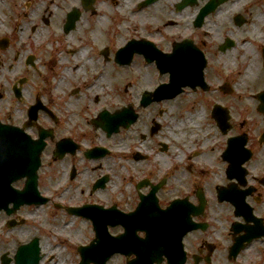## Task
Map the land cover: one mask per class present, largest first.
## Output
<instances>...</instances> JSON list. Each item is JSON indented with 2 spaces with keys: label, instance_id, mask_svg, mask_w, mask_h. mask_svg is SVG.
I'll use <instances>...</instances> for the list:
<instances>
[{
  "label": "flooded vegetation",
  "instance_id": "flooded-vegetation-1",
  "mask_svg": "<svg viewBox=\"0 0 264 264\" xmlns=\"http://www.w3.org/2000/svg\"><path fill=\"white\" fill-rule=\"evenodd\" d=\"M106 1L119 4L0 0V138H21L32 148L44 144L40 196L0 209V264H78L77 240L71 242L67 232L63 242L56 230L61 223L74 228L78 219L92 232V222L73 213L91 205L99 207L107 224L108 208L116 215L137 211L131 235L139 242L126 245L125 252L143 249L142 220L157 221L159 228L166 222L165 229L182 232L190 214L195 228L181 240L185 261L173 264H264V0H124L135 20L128 33L116 28L112 14L99 22L98 6ZM130 44L138 49L121 58L119 52ZM134 64L147 65L164 81L148 89L128 82L122 104L109 105L94 94V106L87 108L85 88L98 90L108 67V74L121 71L126 80L136 73L130 70ZM48 72H53L51 82ZM69 73L80 77L69 80L58 96ZM181 73L186 77L175 80L181 90L175 98L144 100L145 91ZM34 76L43 77L35 91L30 88ZM188 96L193 99L182 100ZM166 102L176 107L203 102L213 131L200 143L194 139L188 148L180 147L179 154L172 152L169 137L175 136L162 106ZM72 105L76 108L67 107ZM123 109L127 126L107 134L103 124H119L114 113ZM188 116L181 114L173 129ZM189 130L181 131L197 134ZM44 167L56 170L60 181L51 186L50 175L41 178ZM116 177L132 188L131 196L123 198L122 189L109 193ZM102 178L106 185L95 190ZM25 183L17 181L14 189L21 191ZM142 200L146 207L137 209ZM107 231L125 233L120 224L108 225ZM135 256L111 259L128 264ZM162 261L168 264L165 257Z\"/></svg>",
  "mask_w": 264,
  "mask_h": 264
},
{
  "label": "rangeland",
  "instance_id": "rangeland-1",
  "mask_svg": "<svg viewBox=\"0 0 264 264\" xmlns=\"http://www.w3.org/2000/svg\"><path fill=\"white\" fill-rule=\"evenodd\" d=\"M99 13H100V17H99V22H104L105 19H107L109 17V15H114L115 18L117 19V26L116 28L122 32V33H128L131 32V30H133L134 28L132 27V25L134 24V19L129 18V13L128 11L130 10V3L128 1L125 2L124 0H119V4L117 7L113 6L109 1H106L104 3H101L99 6ZM101 12L102 14L106 13L105 17H101ZM124 18L129 20V23H124ZM106 26L108 27V21H106ZM111 69L108 67V70ZM55 70H57L55 68ZM108 70H107V74L103 77V79H101V81H99V89L95 90L94 92L89 93L86 88L85 91L90 94L88 97L89 99H86V105L88 109H91L94 104L91 101V97L96 94V96H98L101 100V102H105L109 105H120L123 102V98L125 96V93L122 92L123 87L126 85V83L131 82L133 85L137 84V85H141V87L143 86V89H148L149 87L153 86L156 82H163L164 78L159 76L157 73H155L153 70L151 71L149 67H144L143 65L141 66L140 64H134L133 68L130 70H135L136 73L133 76H127L126 80L123 78H121V74H123L121 71H117V73L115 72H110L108 74ZM82 72H84L83 70L80 71V76L84 75V73L82 74ZM57 75V73H56ZM48 79L47 81L51 82V78L53 76V72H48ZM80 76H75L74 74H70L69 73V77L65 78L64 81L61 82V86H59V88L57 89V94L58 96H62V93L65 92L68 87H69V80H75L76 78H79ZM35 79V80H34ZM43 79V77H41V80ZM38 78H35V76L31 79L30 81V85H31V89L32 90H38V88H40V84L39 81H41ZM135 80V81H134ZM36 81V82H35ZM138 81V82H136ZM50 82H48V85L46 86V88H48L50 85ZM103 83V85H102ZM46 85V84H45ZM105 85V86H104ZM85 87V86H84ZM129 90H132L131 88ZM33 91V92H34ZM49 91V90H48ZM93 91V90H91ZM47 92V91H45ZM48 95V93H47ZM49 96V95H48ZM51 99L52 97L49 96ZM65 97H67V95H65ZM193 99L191 96H188L187 98H182L183 101H187ZM80 102L76 103L75 105H79ZM75 105L72 106H67L69 109H71V107L76 108ZM101 105V104H99ZM162 106L168 108V117H167V121L169 122V125L172 126L171 127V132H173L174 136L169 137V141L172 144L170 150L172 152H180V147H182L183 149L188 148L191 145V141H193L194 139H198L197 141L200 143L201 140H204L206 137H208V133L212 132L213 129L210 128L209 125V121L207 120V113L205 110V106L203 102H199L198 104H193L191 105L188 104H184L183 102L180 103L179 107H176L174 105V102H166L163 103ZM185 112H190L191 116H188L186 118L187 123L182 125L180 129H176L174 130L173 128L178 125L179 126V121H182L179 116ZM171 115H173V117H171ZM185 115V114H184ZM186 116V115H185ZM192 122H191V121ZM177 126V127H178ZM190 128V132L195 131L197 132V134H192V136L190 135H186V133L182 132V129L188 130ZM210 128V129H209ZM158 139H161V137H158ZM185 143V146H182V144ZM107 162H111L110 159H106ZM121 163H117V166H120ZM115 166V165H113ZM41 178L42 177H47V175L51 176L50 179V184L51 186L55 185V181H60L59 180V174L56 170H51V169H47L46 167L41 169ZM121 176L124 175L123 172L119 173ZM56 179H55V178ZM46 183H48V180H44ZM44 183V186L47 188V184ZM112 186V190L109 191V193L111 194H117L120 189H122V197L123 198H127L128 196H131L132 193L131 191L132 188L130 186L125 187L124 186V182L123 179L120 177H116V180L111 184ZM53 191V190H52ZM57 226L59 224V220L56 221ZM61 223V222H60ZM84 225V226H83ZM82 225V223L80 224L78 222V224L74 227V228H63V224L61 223V225L59 226V229H57V233H61L62 234V241L65 242V239L67 238V235L69 233V236H71V242L73 240H77L76 242L78 243L77 246L79 245H83V246H88L89 242L91 239H93L94 235L92 232L88 231V226L85 225V223ZM74 226V225H73ZM61 227V228H60ZM68 232V233H67ZM92 237V238H91ZM91 238V239H88ZM89 240V241H88ZM81 241V242H80ZM88 241V242H87ZM63 252H64V256L66 254L67 251V244L63 245ZM73 260V259H72ZM74 261V260H73ZM71 261V262H73ZM110 264H123L121 258H114L110 261Z\"/></svg>",
  "mask_w": 264,
  "mask_h": 264
},
{
  "label": "water",
  "instance_id": "water-1",
  "mask_svg": "<svg viewBox=\"0 0 264 264\" xmlns=\"http://www.w3.org/2000/svg\"><path fill=\"white\" fill-rule=\"evenodd\" d=\"M177 78H185L181 74L176 75ZM170 86H161L155 90V95L157 99H163L166 97H173L175 93L170 92ZM171 94V95H170ZM120 120L123 122L126 119V115L121 114L118 116ZM15 140H7L0 141V198L4 197L6 192L10 191L11 182L17 179H20L22 176H27L28 181H31V187H36V173L39 165L38 155L34 156V151L32 152L33 164L30 166H20V158H23L25 155V151L23 153L18 154L17 146ZM19 147V146H18ZM3 151H5V156H3ZM27 151V150H26ZM30 156V154H29ZM106 182V181H105ZM30 184V183H29ZM7 189V190H6ZM156 189L153 191L155 192ZM0 205H2L0 203ZM144 206L143 202L140 203L139 208ZM173 207V206H171ZM138 208V209H139ZM93 224V230L95 232V240L91 242L88 247H79V254L81 255L80 264H106L105 262L109 259V257L115 252L123 251L122 246L126 244H130L131 241L128 238H124L123 235H120L118 238H109L108 232L106 231V223L102 222L96 214V211L90 210ZM83 213V211L81 212ZM136 213H130L128 217L133 219ZM125 226V223H122ZM186 224V222H185ZM188 229H193L190 225V217L188 219V227L184 230V232L188 231ZM183 233L178 234L174 237L176 248L173 247L171 250H162V245L159 246L158 251L152 252V254L148 255L147 253L137 254V258L131 261L129 264H153L154 261L157 264L162 263V256L165 255L167 257V261L173 264V258L180 262V259L183 258L182 251L180 249L179 243L181 241V237ZM146 243V242H143ZM122 249V250H121ZM128 252L127 255H130ZM182 260V259H181ZM184 260L182 261V263Z\"/></svg>",
  "mask_w": 264,
  "mask_h": 264
},
{
  "label": "bare ground",
  "instance_id": "bare-ground-1",
  "mask_svg": "<svg viewBox=\"0 0 264 264\" xmlns=\"http://www.w3.org/2000/svg\"><path fill=\"white\" fill-rule=\"evenodd\" d=\"M76 70V73H79V69H75ZM90 71H91V69H90ZM187 123V122H186ZM186 123H180V125H184V124H186ZM68 229L69 228H71V225L70 224H67V226H66Z\"/></svg>",
  "mask_w": 264,
  "mask_h": 264
}]
</instances>
